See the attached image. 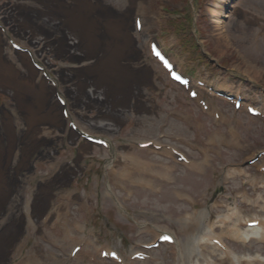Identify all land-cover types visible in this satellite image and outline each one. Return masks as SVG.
<instances>
[{
  "label": "bare ground",
  "instance_id": "obj_1",
  "mask_svg": "<svg viewBox=\"0 0 264 264\" xmlns=\"http://www.w3.org/2000/svg\"><path fill=\"white\" fill-rule=\"evenodd\" d=\"M17 1L19 3L17 2L15 4V9L18 11L19 15H16V17H20L21 21L19 22L18 27L15 28L14 33L16 35H24L21 29L25 28L30 29V31L34 35L45 34V32L49 30V28L46 27V21L42 19L41 16L43 17L44 15H48L50 17L48 18L50 22H53V20H57L60 28L59 32L54 31L56 32V38L54 39L53 43L55 44L56 49L63 52L64 49L69 50L67 47L69 43L68 41H65V34H71L77 40L78 44L77 46L74 45L73 48L75 50H81L83 52V56L79 58L81 59V62L97 64L95 65V67H89L90 69L87 68L90 70L89 72L93 74V77H91L90 74L88 75V77H90L92 85H98L102 89L103 94H100L103 95L104 101H108V104L110 106L117 109L124 105V102L126 99H128V97L134 96L135 108L140 106L146 107L142 110V112H139L138 115H141L142 113H153L152 108L150 106H146L144 101L137 97L138 95H141V92H135L133 90L137 86V83L142 81L139 77H137V75L149 76L150 69L143 67L142 69L135 68L136 64H138L137 61L122 66L123 70L128 71L126 76L129 79V84L127 85L125 82H122L123 78L121 77V74L123 72L119 70L116 64H114L127 61L126 57H130L135 60H137L138 57H141L140 54L142 53V50L137 49L135 54H130V52H124L122 50V46L123 44L128 46V48L133 46L134 37L133 35H131L129 28V24L132 20L131 14L133 9L137 6H140L141 4H144L145 0H127V5L123 10L115 8V5L109 2L111 0H102V4L100 0ZM248 1L251 3H255V0ZM208 9H211V12L209 10L208 13L213 18L210 19L212 26L211 36L214 38V43L216 44V46H218V51L220 52V54H223V52H225L227 48L223 46L222 43H224L225 40L227 41L230 35H236L238 34V32L234 33L231 30H227L226 24L224 23V21H222V17L227 15V6L217 5V9H213V7H208ZM145 19L147 20V18H144V20ZM58 24H56V26H58ZM238 24L239 26H241L240 23ZM144 25H146L145 21ZM243 30L246 33L249 30L251 31L252 28L249 26L237 27V31H239L240 34L243 32ZM147 31L151 34L154 29L149 27L147 28ZM5 39V34L0 32V50L2 44H4L5 42ZM98 39H101V43L97 48L95 42ZM259 39L263 40L264 38ZM118 40H120V43H118V47H114L112 41L118 42ZM104 41L107 43V45ZM145 42L147 41L145 40ZM255 47L257 48L258 46ZM19 57L21 59L20 61L25 63L24 67L26 66V69L29 68V66L32 67L31 65H29V60L25 54L20 53ZM70 58L76 59V57ZM2 61L4 62V59L3 56L0 54V86L7 87L9 86V83L8 80L4 78L5 73L3 70ZM245 65H247L246 71L253 70L255 78L261 76V69L256 68L253 65L249 66L247 63ZM108 67H114L117 71V74H115L114 72L109 74V71L107 69ZM18 72L20 71L18 70ZM16 73V71H13L11 72V75L15 78ZM20 73L24 76L26 74V71ZM28 76H31L30 69L28 70ZM41 81L43 80L41 79ZM77 92H79V94L82 93L80 90H77ZM28 106L31 107V103H28ZM109 110L113 112L112 108H109ZM30 111L32 112V108H30ZM234 137H236V134L234 135ZM138 142L140 143L145 141L139 140ZM204 153H206V150L204 151ZM204 157L205 159H202L198 163L200 167H204L205 164H208V161H205L208 160V157L206 155H204ZM121 163L124 167H126L128 173H132L134 171L132 167H135L137 174L146 175L145 178L137 177L136 180L140 184L144 183L145 188L149 186L150 189H155L159 187V183L157 182V180L165 181V179L170 178L171 170H173L174 167L177 166L174 163L164 162L162 160L138 161L136 157L133 159V156L129 155H125V157L123 156L118 162V166H120ZM4 165H9L12 168L17 169L8 157L3 156L0 139V167ZM198 171L202 172L204 170L203 168H199ZM236 173L243 174L244 170L238 168V170L236 171L229 172V175L236 176L238 175ZM2 176L3 172L0 171V178ZM10 179L11 178L8 177V180ZM170 193L173 194L172 192ZM238 194L243 195L244 191L242 190ZM177 196L179 197V195ZM181 196L183 198L184 195ZM0 201H7L6 196L0 194ZM224 203L225 202H223V204ZM6 206L9 208L8 213H10L11 208L16 212L19 211V208L16 204H2L0 202L1 208H5ZM31 206H34V203L31 204L30 202H27L26 206L24 205L23 207L24 209L32 211L33 208ZM218 215L219 212L215 210V207L213 205H200L192 209L191 211L185 212L181 218H176L175 216L172 217L164 214H158L156 216L158 222L161 224H171L172 222V224L178 225V236L173 235L174 240L172 244H162L167 248H171V250L173 251V253L169 254V256L172 258V264H264V256L259 252H254L252 249L253 244L255 242L264 241V221L259 222L258 220L256 226L252 228H247L244 223L241 224L239 222L242 218L246 216L240 215L237 209L231 205H227V207H225V212L223 215ZM9 216L11 215L9 214ZM213 217H215L214 224L210 223V220ZM249 220L251 221L254 219ZM28 222H31V220H29ZM61 222V219H57V223L61 224ZM62 224L63 236L59 240V245L61 246V248L70 247L69 250L71 251L73 247L79 245L77 243L79 240H86L83 237L76 236L77 238H75L74 241L69 243V235L72 234V230L68 229L70 225L67 226L66 222H62ZM161 226L162 225H159L158 227L161 228ZM214 227L220 229L221 232L219 234H214L212 231ZM164 232L167 233V231H161V229L158 228L155 233L150 232V234H154L153 237H155L151 242L157 239L159 235ZM16 235L17 229H15L13 225H10L9 233H6V236L0 237V254L3 252L2 246H7L6 249L12 248L13 251L15 249L20 250V247H18L20 246V241L15 242ZM181 236L182 238H180ZM214 238L219 241L221 247H217L215 244L212 243L211 240ZM218 238H226L232 241L234 244H242L247 240L246 242H248L249 244L246 246V248L239 247L242 252H237L229 249L226 245L222 244L221 240H219ZM24 242L25 241L22 242V245L24 244ZM57 244L58 243H56V245ZM142 244L143 243H137L136 246H133L127 253V257L122 264H136V262L138 264H145L146 260L136 261L135 259H130L131 253L133 254L135 252L143 251L141 249L143 248ZM207 244H209L210 246L208 245L209 247H207ZM101 245H99L100 249L98 251L95 252V247L94 251L92 250L90 254L91 256H94V262H86L85 264H104V260H102L99 255L100 251L106 248H104L105 246ZM151 251V249L147 250L148 253H150ZM77 252L78 253L72 257L73 261L81 260L82 258H77L78 254L86 251L83 247H79V250ZM55 256L57 257V254L52 252L40 253L34 247H30L25 253L22 254L21 259L17 264H58L57 262H55ZM39 257H42L44 260L41 262L39 260ZM166 257L167 256L163 255V258ZM49 258L52 261H45ZM4 259L6 260L8 259V257L4 256ZM154 264H158L155 259ZM159 264H165V261L162 260V262H159Z\"/></svg>",
  "mask_w": 264,
  "mask_h": 264
},
{
  "label": "rangeland",
  "instance_id": "obj_2",
  "mask_svg": "<svg viewBox=\"0 0 264 264\" xmlns=\"http://www.w3.org/2000/svg\"><path fill=\"white\" fill-rule=\"evenodd\" d=\"M210 1L211 0H147L146 2L147 6H145L144 8L146 9L147 18L151 17V21L153 22V26L155 28L154 29L155 39L158 40L157 42L160 44V46L164 48V50H166V52L171 54L172 58L175 60L176 64L179 66L180 69L185 71L186 70L191 71L192 69H194L195 71L198 69L200 72H202L203 70H207L206 72L209 74L210 77L215 76V74L220 70L222 73H228L227 75L230 76L231 80L237 81L238 79H241L245 81L246 83L245 90L247 93L258 94L257 90H259L260 88H264V39L263 40L259 39V38H264V34H261L260 30L253 25L254 20H251L250 22H246L244 19L232 18L228 22L224 21L227 30H231L234 33L238 32V34L230 35L229 39H227V41L225 40L224 43H222V45L225 46L227 49L225 50V52H223V54H220V52L218 51L219 50L218 46H216V44L214 43L215 40L211 36L212 26L208 13L209 12L208 7L210 6L209 5ZM13 2L14 0H0V18L2 17V15H4L3 11L12 8ZM113 4L115 5V8L119 10H123L126 7L127 2L126 0H113ZM236 4H238L240 8L247 10L249 12L246 14L251 13L260 17L261 20L259 22L262 25H264V0H255V3H251L248 0H238ZM149 19L147 20L148 25H150ZM45 21L46 23H50L49 20L45 19ZM51 23L53 24L54 22ZM238 23H240L241 26H249L252 28V30L251 31L249 30L246 33L243 30V32L240 34V32L237 31V27H241V26H239ZM12 24L13 22L9 23L8 27ZM132 33L134 34V44L136 43L135 46L142 48L144 53V59L147 61L149 55L146 50V45H143V40H142L143 39L142 36L144 32L132 31ZM65 37H66V41H68L69 43L67 47L70 51H72L71 57H75L73 56V52L75 50L73 48L74 42L73 40H70L69 35L65 34ZM255 38L258 39V44ZM38 39L39 38L37 36L35 41L39 42L37 41ZM255 46H258L257 47L258 49ZM76 54H77L76 57L81 56V53L78 50L76 51ZM46 55L48 57V54ZM65 59L66 62L62 60V57H60L57 61L59 64H68L69 61L68 58L65 57ZM246 63L249 66L253 65L256 68L261 69L260 70L261 76L255 78L253 70L246 71V66H247L245 65ZM65 66L61 67L62 73H64ZM149 67L153 70L155 75H160L162 77L165 76L161 72L159 66L154 62L149 61ZM48 70L50 71L49 68ZM165 84H166L165 90L170 95L167 93L161 96L160 98H158V100H160L161 104L163 105V108L164 109L183 108V112L194 114L195 118L197 119V122H200L204 128L202 133H199L196 130L192 131L191 128L188 131L186 123H178L177 126L179 125L180 126L179 129L175 130V132L182 133L183 131L187 134H193L194 137L196 135L198 140H204L205 137H207L205 133L207 132V134H210V132L208 131L213 129L211 122L200 118V116L195 111V109L191 108V104H187V98L178 88L176 87L174 88L167 82ZM89 91H91V89H89ZM96 91L97 93L95 95L102 93V90L100 88L96 89ZM95 95H91L90 100H97L100 102L101 95L100 96H95ZM174 96H177V99H175ZM221 107L223 106L221 105ZM230 110L228 111V114L229 116L230 115L232 116L233 113L230 112ZM86 114L91 115L92 112H86ZM126 114L127 112H125V116ZM130 116L133 117L132 119L133 121H136L134 123L139 122V120H137L134 115H130ZM236 118L240 121V124L237 125V130H238L237 138L240 142L241 148L239 150H231V149L219 150L222 156L218 158V161H215L216 166H221V165L225 166V164L232 162L241 163L242 160L246 156H249V154L252 153L254 150L257 151L260 149H264V123L258 121L257 119H251L241 112H239ZM159 120L160 118L151 116L148 118L149 122H139L138 127H136L134 131L140 132L142 135H147V134L155 135L159 129V126L156 125ZM97 123L99 124V121ZM189 127L194 128V125H191ZM102 130L107 131L109 133H113L107 130L106 126ZM215 131L223 132L222 129ZM71 138L75 141V135H72ZM49 144L53 147L52 143ZM76 149L77 148H74L73 146H68V149L66 150L67 152H61L60 156L63 158H69L72 155L70 151H74V150L76 151ZM101 151L104 152V155H101V153H99L100 151L98 152V150L96 149H92L90 151V155L91 156L93 154H95V156L99 155V160L101 161L102 156L108 155L107 151L105 150H101ZM37 163L38 164L35 169L37 176L49 177L50 181L53 182L54 178L56 177V174H51L49 171V166L44 162L39 161ZM81 165L82 166L86 165L87 171H94L99 164L95 162H89L88 160H86L84 164L83 162L80 161L79 158L74 163L75 170L71 174L60 177L59 183L63 185L61 189L68 190L69 181L73 180L78 175V173L82 168ZM250 172L254 174L253 170H251ZM76 180L79 179L77 178ZM232 185L234 186L233 190H236L238 188H241L240 186L242 184L239 180H237L233 182ZM25 186L26 184H23V187ZM106 188L107 187L105 185V189ZM98 189L99 188H97V191ZM225 189L227 190L226 194L230 195V189L228 188ZM20 190H23V188L19 187L17 191L19 192ZM256 190H260V189L257 187ZM79 191L82 192L80 188ZM250 192L253 193L254 190L253 191L251 190ZM95 193L96 191L95 189H93V193L90 192L88 195L86 194L84 196L86 202V204L84 205L79 204L78 206H76L70 204L65 209L67 210L68 213L67 214L65 213L63 215L64 218H67V220H69L70 223H74V221H79L84 225H86L87 227L90 226L91 223L97 224L99 226V232L94 231L93 232L94 236L100 237L103 233L109 231L112 235H114V238L111 239V243L114 244L113 245L114 247L118 246L117 238H116L117 235L126 236V237H133L134 235H136L135 228L129 225L128 223H126V219L123 217L122 211L120 210V206L119 205L113 206L111 202L108 201V197L106 196L101 197V200L103 202H100ZM151 194L148 196V198L152 199L150 200L152 203L161 202L163 198L161 193L155 194V192H152ZM54 200L57 201L55 205L62 202L60 199H54ZM176 205H177L176 202L165 199V201L157 205V207L167 209L165 213L171 211H173L172 213H176L174 212L175 210L177 212L182 210L181 207L179 206L177 207ZM259 208L262 211L256 213L264 214V208H262L260 205ZM247 209L251 210L249 208ZM111 215L114 216L112 218V224L105 222L104 216L109 217ZM45 230L47 229L45 228ZM57 234L59 236L61 235V233H59L58 231ZM106 236L109 237L108 233L106 234ZM137 238L128 241V243H134ZM145 240H149V239L145 238ZM33 241L34 242L39 241V237L36 234L30 232V235H28L25 245L30 246L33 244ZM44 248L47 251L56 252L50 249L48 246H45ZM127 248L128 246L126 247V249ZM254 248L264 253V244L255 245ZM59 260L60 262L66 260V254L64 252H60Z\"/></svg>",
  "mask_w": 264,
  "mask_h": 264
}]
</instances>
